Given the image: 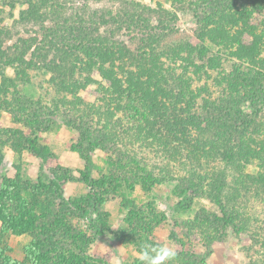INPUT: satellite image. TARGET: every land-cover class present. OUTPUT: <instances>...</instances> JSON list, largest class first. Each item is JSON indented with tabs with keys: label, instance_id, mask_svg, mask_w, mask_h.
Wrapping results in <instances>:
<instances>
[{
	"label": "rangeland",
	"instance_id": "374dc122",
	"mask_svg": "<svg viewBox=\"0 0 264 264\" xmlns=\"http://www.w3.org/2000/svg\"><path fill=\"white\" fill-rule=\"evenodd\" d=\"M130 1L152 7L163 5L177 15L166 25L175 27L169 44L182 43L189 48L199 43L195 11L185 9L188 1ZM20 8L19 5L14 11L15 16ZM230 65L225 63L227 71ZM216 74L211 72V76ZM94 76L102 81L97 73ZM31 77L30 82H17L25 94L35 99L44 96L45 100L55 94L48 82L49 74L35 69ZM4 78H14V70L9 68L0 75V83ZM216 82L213 76L201 80L195 76L190 90L208 99L206 91L197 89L205 87L216 100L222 95ZM99 90V83H95L78 93L86 103L100 105L98 114L91 110L76 112L80 116L76 118L77 127L69 126L63 114L58 115L49 130L36 132L16 120L15 106L11 104L10 110L0 100V137L5 138L0 139V187L6 177L19 178L25 184L50 183L58 166L70 169L73 175L60 181L61 194L50 189L42 193L25 190L23 195L36 204V223L18 234L4 233L0 221L1 251L25 261L28 249L37 245L38 238L47 236L51 259L68 264H76L79 257L86 258L89 264H141L139 245L148 240L174 247L177 257L173 264H264V162L250 138V147L237 140L250 119L259 113L263 125L256 141L264 142V113L258 111L264 104L262 90L234 105L228 116L232 126L227 134L224 126L215 128L207 131L209 139L197 143L194 138L204 135L192 129L190 145L173 140L166 144L158 140L156 128L148 131V127L141 137L132 138L138 133L137 122L123 118L112 105H107L111 113H105L106 102ZM191 91L189 97L193 95ZM8 98L12 102L11 96ZM78 126L96 129V135L104 139L98 138L101 145L89 152V174L81 154L88 152L89 143L82 141ZM13 130L36 139L39 147L47 146L51 153L41 156L27 149L17 152L11 146L17 140ZM221 133L226 138L221 139ZM90 195L105 200L98 208L95 199L90 204L79 202L81 206L73 203L74 199ZM32 203L22 211L30 210ZM13 204L9 203L11 207Z\"/></svg>",
	"mask_w": 264,
	"mask_h": 264
},
{
	"label": "trees",
	"instance_id": "16d2710c",
	"mask_svg": "<svg viewBox=\"0 0 264 264\" xmlns=\"http://www.w3.org/2000/svg\"><path fill=\"white\" fill-rule=\"evenodd\" d=\"M186 1L185 9L195 11V36L199 40L189 48L182 43H168L175 27L166 25L177 15L163 5L152 7L130 0H0V75L9 68L14 70V78H4L0 83V100L10 110L15 106L16 120L33 132L49 130L53 118L62 114L69 126L77 127L76 118L80 116L76 112L91 110L98 114L100 109V105L86 103L78 93L99 83L105 113H111L108 106L112 105L123 118L137 122L138 133L132 138L141 137L147 127L148 131L156 128L158 140L166 144L172 140L192 144V129L204 135L194 138L197 143L209 139L206 134L215 128L224 126L227 134L232 126L228 116L234 105L261 90L264 96V0ZM19 5V15L15 16ZM226 62L231 70L224 67ZM35 69L50 76L48 82L55 94L49 100L44 96L32 98L17 86V82H30ZM212 71L218 74L212 76L222 95L214 100L208 89L197 86L198 91L209 94L208 99L203 94L198 97V92L190 90L191 81L195 76L198 80L212 78ZM95 73L102 81L95 78ZM258 111L264 113V104ZM262 125L258 113L237 140L250 147V138L264 162V142L256 141ZM12 132L17 140L11 146L17 152L27 149L35 155L51 153L49 147H39L36 139L19 130ZM81 133L82 141H88L90 148L87 153L81 151L89 174V152L101 145L98 138L104 139L91 127L81 129ZM221 134V139L226 138ZM67 175L73 176L70 169L58 166L50 183L25 184L19 178H4L0 187L3 232L24 233L36 223V204L23 195L26 189L60 193V181ZM89 197L74 199L73 203L81 206L79 202L90 204L95 199L98 208L105 200ZM30 203L31 209L22 211ZM38 239L37 245L28 249L25 261L13 259L0 249V264H68L47 254L51 250L47 248V236ZM76 264L89 263L79 257Z\"/></svg>",
	"mask_w": 264,
	"mask_h": 264
},
{
	"label": "clouds",
	"instance_id": "9594fccd",
	"mask_svg": "<svg viewBox=\"0 0 264 264\" xmlns=\"http://www.w3.org/2000/svg\"><path fill=\"white\" fill-rule=\"evenodd\" d=\"M176 257L175 248L169 244H155L143 240L139 245L138 259L141 264H173Z\"/></svg>",
	"mask_w": 264,
	"mask_h": 264
}]
</instances>
